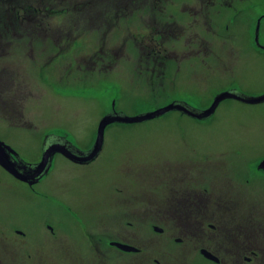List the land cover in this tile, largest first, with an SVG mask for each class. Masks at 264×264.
Here are the masks:
<instances>
[{
    "label": "rangeland",
    "instance_id": "obj_1",
    "mask_svg": "<svg viewBox=\"0 0 264 264\" xmlns=\"http://www.w3.org/2000/svg\"><path fill=\"white\" fill-rule=\"evenodd\" d=\"M135 1V7L130 8L135 14L121 20L125 34L117 30L108 33V38L114 40L106 47L109 55L105 57L104 73L91 72L89 67L77 70L80 62L71 63L68 57L55 60L58 51L51 57L53 50L49 41L46 53L41 51L42 41L27 44L29 38L16 36L13 47L3 52L0 48V86L8 87L12 96L0 100V107L10 106L7 112L0 109V136L26 162H37L38 152L50 130L67 135L72 144L86 150L95 139L102 117L114 110V103L115 110L133 116L165 107L175 98L196 108H209L213 99L224 91L237 90L257 96L264 90V79L255 77L260 70L264 71V54L256 52L255 42L261 20L260 41L264 44V0H142L143 8H136L141 0ZM1 10L0 5V20ZM139 14L142 18L147 15L151 22L155 19L160 22L158 31L162 35L157 39L168 47V52L162 55L174 57L172 60L165 63L163 58L153 56L154 52L149 53L148 47L153 43L149 39L153 34L147 29L141 33L145 41L148 39L144 48L133 39L127 26L142 28ZM111 23H115L114 27L119 23L122 28L115 19ZM13 27L21 34V25L13 24ZM173 27L178 31L181 28L183 33L178 36ZM105 28L98 30L81 23L77 33L83 35L71 47L72 54H91L93 49L101 47L104 34L100 31L104 33ZM126 35L124 47L122 41ZM119 45L124 48L123 56L117 50ZM152 58L160 64H153ZM66 70L72 71L68 74ZM179 71L189 78L183 79ZM162 74L166 75L165 82ZM83 75H90L91 80ZM6 94L4 91L3 97ZM263 107L231 98L223 101L207 119L197 120L173 111L141 123H112L106 128L103 152L92 167L59 157L46 179L36 184L34 190H21L16 185H12L13 191L2 188L19 193L18 199L22 195L26 199L23 216L13 212V219L27 227L31 225L34 231V236L27 239L33 241L32 247L11 250L12 264H37L38 258L50 256L47 253L50 241L62 239L78 245L77 238L69 236H77L79 230L86 231L81 239L86 241L89 231L107 228L114 232L120 226L131 228L129 223L141 231H152L155 225L164 227L166 222L162 216L144 215L142 211L140 215L134 214V208L147 209L148 194L154 185L129 177L132 168L150 166V173H137L136 177L145 180L165 177L168 166L181 167L184 163L217 166L220 175L225 176L230 169H239L252 159L250 175L253 179L259 176L254 166L264 153V117L258 113ZM7 117L20 119L22 123H8ZM119 167H125L122 169L124 185L120 179L112 181L119 177ZM257 182L256 178L252 182L250 204H258L259 208L254 207L253 212L259 211L261 216L253 220L264 216V209H260L264 192ZM133 194L141 199L140 204L130 203L128 199H133L130 197ZM11 195L14 206L16 196ZM57 208L70 215L74 226L79 225L72 227L67 215L56 213ZM55 231L59 232V238ZM155 236L163 239L162 235ZM20 254L30 257L25 262L16 261L14 258ZM1 255L5 256L4 250ZM46 264L53 262L49 260Z\"/></svg>",
    "mask_w": 264,
    "mask_h": 264
},
{
    "label": "flooded vegetation",
    "instance_id": "obj_2",
    "mask_svg": "<svg viewBox=\"0 0 264 264\" xmlns=\"http://www.w3.org/2000/svg\"><path fill=\"white\" fill-rule=\"evenodd\" d=\"M9 1L10 4L20 5L22 8L20 12L22 15L20 19L22 32L18 34L16 31L10 30V35L12 37L16 36L20 39L27 40V36H38L37 39L43 42V47L41 49L43 53L48 51L46 42L49 41V45L53 50L51 57H54V53L58 51L55 60L61 57H68V61L71 63L80 62L77 63V70L80 68L88 70L89 67L91 72L99 71L101 73H104L103 70H105L104 68L107 65L105 57L109 55L106 47L109 42L114 40L112 37L110 39L108 38V33H113L117 30L123 35L125 34L124 25L121 23V20H125L127 17L135 14V11L131 12L130 8H134L136 3L135 0L93 1L90 2L87 8L86 17L60 18L51 15L53 12L59 10V8L56 7L55 10L50 11V8H54L55 5L49 0ZM154 5L156 8V3H154ZM29 6H32L34 9H39L44 17L46 14L48 15V17L45 18L46 20L43 26L41 22L29 19L30 25H28L27 30H25ZM144 6V2L141 0V2H137L136 8H143ZM139 17L142 28L137 26L135 29H130V27L127 26L128 32L133 35V39L141 43V47L144 48V43H146L148 39L145 41L146 37L141 33L147 29L150 35L153 34L149 39L153 40L152 46L148 47L150 49L149 53L154 52L153 56H156L157 59L163 58L165 63L167 60H172L174 57L167 58V55H165V58L162 55V53L168 52V47L165 43L157 39V36L162 35V32L158 31L160 24L157 23L160 22L156 19L151 22V19L147 18V15L142 18L139 14ZM14 18L15 15L10 12L11 23ZM112 19H115L117 23L120 22L122 28H120L119 23L117 27H114L115 23H111ZM77 21H79V23H77ZM196 21L197 18L194 23H196ZM81 23H85L91 28H99L98 30L104 29V26L106 28L104 33L103 30L100 31L101 34H104L102 35L103 42L101 47L93 49L91 54L83 53L77 56L72 54V50L75 47L74 44L82 38L80 35L83 34L77 33ZM173 28L175 29V27ZM181 33H183V31L179 28V31L177 30L178 36ZM127 37L128 35H126L125 39L122 41L125 43L124 47H126ZM259 42L260 44L256 43V52L263 56L264 47L262 46H264V44L260 41V34ZM148 43H150V41ZM71 47L73 48L71 49ZM111 47L116 49L115 45H111ZM163 47H165L164 50L161 49ZM123 49L121 45L117 48V50L123 52L122 56L125 53ZM62 50L63 52H61ZM66 50H68V52H65ZM106 52L107 54H105ZM71 57L73 58L72 61ZM151 61H153V64H160L155 63L154 58H152ZM83 63L85 65L84 67L81 66ZM146 65L149 66L150 62ZM71 71H67V73L69 74ZM179 72L182 74V71ZM162 75L161 79L164 81L166 75ZM76 76L82 77V75ZM84 76H88L91 80L90 75H83V77ZM182 76L183 79L189 78V76H184L183 74ZM255 77L256 79H264V71L260 70ZM153 78L155 79L154 76ZM190 78H192V76H190ZM262 94H264V90L256 95ZM178 100L185 101L180 98H175L173 102ZM248 104L264 106V102ZM199 108L204 109L206 107ZM174 111L181 115L191 117L179 110ZM262 111H264V109L258 111V113L264 117ZM49 133L55 134V136L53 135V137L49 138V142L53 144L57 139L60 143H64L67 149H72L73 144L69 141L67 135L58 134V136L57 133L52 130H50L48 134ZM62 136L64 138H62ZM0 140L11 148L14 153L12 156L15 158L22 156L18 150L12 147L3 137L0 136ZM95 140L96 138L93 142H95ZM93 142L86 150L91 148ZM103 149L104 144L95 160L87 161V159H85L79 162L73 161L66 154L58 151L53 156L52 166L48 174L51 172L52 167L59 157H63L77 165L92 167L94 162L102 154ZM38 153L39 156L35 163L42 160L43 147L40 148ZM84 157H87L86 154ZM251 162L252 159L240 165L239 169H236V167L233 171L230 169L225 176L220 175L217 166L206 167L204 164L190 166L189 163H184L181 167L170 165L166 168L165 177L160 178V176H153L147 180H145L144 177L139 178L136 176L138 172L150 173V166H141L140 168H144L143 171H140V168H132L128 172L130 175L129 177H132L133 180H143V183H151L154 185L151 194H148L147 200L149 205L147 209L140 210V208H134V214L140 215L142 211L144 215L162 216L163 221L166 222L164 227L155 225L152 231H141V228L138 229V227L129 223L131 228L120 226L114 232H110L107 228L100 229L97 232L89 231V239L86 241L81 240L86 231L79 230L76 231L78 237L69 236L73 239L77 238L78 245H72L62 239H57L54 242L50 241V250H47L50 256L38 258L37 264H46L49 260H52L53 264H264V216L259 220H253V218L261 216V214H259V211L253 212L254 207L259 208L257 206L258 204H250L252 203V182L255 178L258 181L257 184L260 190L264 192V153L260 155L257 162H255L254 169L259 176H256L254 179L253 176L250 175L252 170ZM122 169H125V167H119L117 169L119 177L114 178L112 181L120 179L121 185H124V171ZM0 172L2 174V177H0V264H12L13 257L11 250L17 249L16 247L22 249L32 247L33 241L27 239H29L28 237L31 238L34 236V231L31 225L27 227L24 224L17 223V221L13 219V212L23 216V206L27 203L26 199H24L23 195L21 199H18V197H20L19 193H9L3 191L2 188H8L13 191L12 185H16L21 190H34V186L45 180L48 174L41 178L38 177L34 183H29L16 176L2 164H0ZM180 173L181 175L177 176V174ZM11 194H15L16 196L14 206ZM130 197H134L133 199H128L130 203L135 204L138 202L140 204L141 199L137 198L134 194ZM143 199H145V197ZM260 209H264V201L260 205ZM55 211L57 214L63 216L67 215L66 212L60 208H57ZM67 216L72 227H77L79 225L74 226V222L70 219V215ZM76 220H78L77 222H81L80 218ZM50 228L53 229V227ZM53 233L57 238L60 237L59 232L55 231ZM155 235H162L161 238L163 239H156ZM74 241H76V239ZM2 250H4V257L1 255ZM29 257L20 254V256L14 259L16 261L25 262Z\"/></svg>",
    "mask_w": 264,
    "mask_h": 264
},
{
    "label": "water",
    "instance_id": "obj_3",
    "mask_svg": "<svg viewBox=\"0 0 264 264\" xmlns=\"http://www.w3.org/2000/svg\"><path fill=\"white\" fill-rule=\"evenodd\" d=\"M260 22L261 20L258 22L255 34L257 44H260ZM231 98H235L243 102L253 104L264 102V94L257 96H249L237 90H228L218 94L214 98L212 105L206 109L196 108L185 101L178 100L155 111L140 113L133 116L127 115L124 112L116 111L114 103L113 112L106 114L100 120L96 140L89 150H81L74 144L72 149H67L64 143H60L59 141H57V139L52 144L51 142H49V138L53 137V135L55 136V134L49 133L46 135L43 142L42 160L38 163H28L21 157L15 158L14 156H12L14 155V153L12 152L11 148L6 143L0 140V164H2L7 169L11 170L19 178H22L23 180L28 181L29 183H34V181L36 182V179H38V177L41 178L44 175L48 174L52 166L53 156L58 151L66 154L70 159L76 162L83 161L85 159H87V161L95 160L99 155L100 151L102 150L106 128L112 123H141L150 119L162 117L174 110H179L182 113H186L195 119H207L215 113L216 109L223 100ZM62 138L64 137L62 136ZM85 154L87 157H84Z\"/></svg>",
    "mask_w": 264,
    "mask_h": 264
},
{
    "label": "trees",
    "instance_id": "obj_4",
    "mask_svg": "<svg viewBox=\"0 0 264 264\" xmlns=\"http://www.w3.org/2000/svg\"><path fill=\"white\" fill-rule=\"evenodd\" d=\"M51 3H54V8H50V11L55 10L56 7L59 8V10L53 12L51 15L54 17H60V18H69V17H76V18H84L87 16L86 11L89 7L90 2L93 1H100V0H49ZM0 5L2 6L1 12L2 20H0V48L2 49V52L6 48L13 47V43L17 40L15 37H9L10 30L18 32L19 29L13 27V24L20 25V19L22 18V15L20 12L22 11V8L20 5L16 4H10L9 0H0ZM49 5V4H48ZM50 6V5H49ZM10 12L15 15V18L10 20ZM48 17L46 14L45 17L42 15V13L39 11V9H34L32 6L28 7V17L27 22L25 24V30H27L29 24V19H33L35 21H39L42 23V26L45 23V18ZM33 23V22H32ZM79 23V21H77ZM11 26V27H9ZM29 38V41L27 44H31L34 40H38V36H27ZM6 92V96L3 97V92ZM11 96L9 93V88H5L3 86H0V100H3L5 97ZM12 97V96H11ZM10 106H4L0 107V109H3V111L7 112L9 110ZM14 113V112H13ZM9 123H16V125L20 124L18 122H21L20 119H14V118H6Z\"/></svg>",
    "mask_w": 264,
    "mask_h": 264
}]
</instances>
